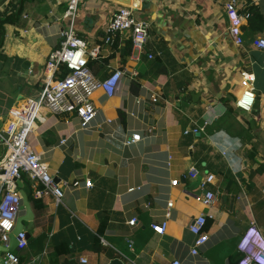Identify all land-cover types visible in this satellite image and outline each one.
Here are the masks:
<instances>
[{"label":"crops","instance_id":"1","mask_svg":"<svg viewBox=\"0 0 264 264\" xmlns=\"http://www.w3.org/2000/svg\"><path fill=\"white\" fill-rule=\"evenodd\" d=\"M238 1L256 13L243 21L241 45L229 34L222 0L126 5L150 25L142 49L126 54L128 33L118 44L103 41L110 16L125 6L119 1L82 0L73 16H64L68 0H0V22L22 7L17 23L4 24L0 131L38 98L61 28L71 27L90 48L99 46L90 66L98 79L124 72L113 92L93 93L98 114L88 127L80 128L73 114L46 108L35 117L30 145L48 162L63 198L37 196L38 184L22 176L38 207L31 204L34 226L26 247L12 252L19 264H106L113 258L124 264H236L242 234L254 227L264 239V48L253 45L264 38V0ZM242 72L254 76L249 110L236 105L246 89ZM135 133L140 140L127 143ZM5 153L0 142V173ZM211 174L206 190L215 200L205 205L199 182ZM76 180L80 184L71 186ZM168 199L171 217L165 232L156 234L151 223L164 220ZM202 213L209 239L192 255L189 225ZM133 216L137 221L129 226ZM97 239L103 251H96Z\"/></svg>","mask_w":264,"mask_h":264},{"label":"built area","instance_id":"2","mask_svg":"<svg viewBox=\"0 0 264 264\" xmlns=\"http://www.w3.org/2000/svg\"><path fill=\"white\" fill-rule=\"evenodd\" d=\"M82 0H68V6L64 16H73ZM226 16L228 17V31L232 41L236 45L243 43V21L248 19L250 12L239 6L238 0H222ZM26 17V15H24ZM149 24L145 20L137 19L133 9L122 6L110 16L104 30L103 41L112 45L118 34H127L131 38L132 47L142 49L149 35ZM59 44L53 49L46 60L44 85L37 99L29 101L20 111L15 112V118L8 123L5 129L0 131V142L5 146L6 153L1 161L0 173V241L7 247L9 234L13 230L17 217L21 214V195L17 185V179L26 175L33 185L38 184L37 196L52 194L56 202H61L63 189L55 181L49 171L48 162L34 151L29 142V134L32 131L35 117H39V111L46 108L53 114H73L79 122L80 128L88 127L98 114L92 96L98 88H108L114 91L118 79L124 74L122 70H116L114 74L103 80L98 79L92 72L89 61L98 58L99 46L90 48L71 28H61L58 33ZM253 45L264 48V38H257ZM151 57V56H150ZM245 91L237 99L239 108L249 110L254 102L251 86L254 76L242 72ZM153 101L156 98H152ZM197 132V130H194ZM139 133L132 134L127 143L140 140ZM63 142V140H60ZM214 176L208 175L199 182V188L204 191L202 201L210 205L215 200L212 191L206 190L207 183ZM177 180L171 181L176 185ZM80 182L74 181L71 186H78ZM92 182L85 180L84 187L90 188ZM139 187H131L133 191ZM173 208L172 200L168 199L164 211V220L151 223V229L156 234H163L167 222L171 217ZM137 221L135 216L128 219L129 226H134ZM207 218L200 214L192 219L189 229L195 236L194 244L190 249L192 255L199 254V248L208 241L209 235L206 229ZM17 249L26 247L27 239L24 232L17 235ZM241 258L236 264H264V239L254 227L242 234L238 244ZM82 263H87L86 258H81ZM4 264H19V258L13 253L6 252ZM173 264H180L174 261Z\"/></svg>","mask_w":264,"mask_h":264},{"label":"water","instance_id":"3","mask_svg":"<svg viewBox=\"0 0 264 264\" xmlns=\"http://www.w3.org/2000/svg\"><path fill=\"white\" fill-rule=\"evenodd\" d=\"M120 3H123L125 5H137V0H116ZM17 185L19 187L20 195H21V214L17 217L15 226L13 230L9 234V241L7 247H4L3 245H0V264H4L3 257L1 256L2 252H9L12 253L17 249V235L20 232L25 233L26 239H29V231L34 226V213L31 207V202L29 200L28 194L24 189L23 182L21 179H17ZM106 264H124L123 260L120 258H113L109 260Z\"/></svg>","mask_w":264,"mask_h":264},{"label":"trees","instance_id":"4","mask_svg":"<svg viewBox=\"0 0 264 264\" xmlns=\"http://www.w3.org/2000/svg\"><path fill=\"white\" fill-rule=\"evenodd\" d=\"M20 6H21V3H20ZM21 13H22V7H19L16 11L12 12L11 15L7 16V18L3 19L1 22H0V47L2 45V41H3V37H4V33H5V29H4V24L6 23H17L18 20H20V16H21ZM254 14L256 13H250L248 19H249V22L252 21V19L255 17ZM255 29H257L256 27H254ZM120 34H118L114 40V44H118L119 43V39L120 38ZM124 45H125V49H126V54H128L130 52V49L132 47V41H131V38H127L126 41L124 42ZM89 66H93V62L90 60L89 61ZM25 182H27L25 180ZM28 183V182H27ZM26 191H27V194H28V197H29V200L31 202V204L33 205V207H38V199H35L32 195V192H31V189L28 187V185L26 184V187H25ZM101 232V231H99ZM99 240L97 239V242L95 241V244H97L98 248H96V251L97 252H100V251H103V247L100 246V244L98 243Z\"/></svg>","mask_w":264,"mask_h":264}]
</instances>
